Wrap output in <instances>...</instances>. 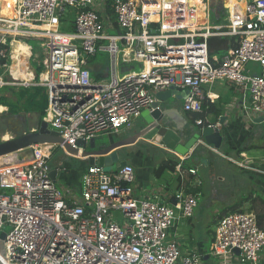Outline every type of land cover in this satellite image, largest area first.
<instances>
[{
  "label": "built area",
  "instance_id": "1",
  "mask_svg": "<svg viewBox=\"0 0 264 264\" xmlns=\"http://www.w3.org/2000/svg\"><path fill=\"white\" fill-rule=\"evenodd\" d=\"M208 1L15 0L11 15L0 4V96L5 88L41 87L42 119L79 152V141L86 145L130 127L155 93L171 85L186 90L185 111L200 113L203 102L213 101L203 86L223 79L247 91L245 118L264 121V0H243L229 29L179 23L182 11L205 19ZM67 12L73 28L61 31ZM210 36H232L235 45L210 56ZM27 38L40 40L45 51L35 69L30 61L37 54ZM15 42L22 43L18 50ZM98 50L111 55L109 80L91 75ZM122 67L128 70L120 73ZM193 123L218 129L201 118ZM55 145L33 144L30 161L0 164V185L11 189L0 192V230L9 227L3 230L6 264H206L202 252L183 250L172 232L189 221L200 198L192 190L201 185L197 170L182 165L189 156L179 157L178 187L163 199L139 193L134 168L126 163L108 172L88 165L79 197L70 200L50 175ZM213 243L208 257H219L220 264H262L264 229L251 211L220 217Z\"/></svg>",
  "mask_w": 264,
  "mask_h": 264
},
{
  "label": "crops",
  "instance_id": "2",
  "mask_svg": "<svg viewBox=\"0 0 264 264\" xmlns=\"http://www.w3.org/2000/svg\"><path fill=\"white\" fill-rule=\"evenodd\" d=\"M195 1L198 3L200 2V0ZM210 1L215 2V0L208 1L207 17H205V19L204 17H199V23L201 19V22H203V24L208 22V25L205 24L204 28L220 27L221 29L225 30L233 27L239 17L236 7L241 6L240 3L243 2V0H221L222 5L220 7L215 6L213 8L210 7ZM233 2L235 5L233 4ZM178 19H181L180 21L178 20L179 22L184 23L186 19H188L187 21H189L191 25H193L194 23V18H192L189 13L184 11L179 14ZM219 19H222L223 22H217V20ZM66 25H69L68 21ZM209 31H211V29H209ZM233 39L234 38L232 36H210L208 38V51L210 56L214 57L218 56V54L220 53L223 54L227 52V50L231 46V42L233 41ZM133 67L136 68L138 66L133 65L130 68ZM126 69H128V67H122L120 68L119 72L122 73ZM92 70L94 71L93 74L99 78H102V75L105 74L102 71L100 72V70H98V68L94 66L91 69V73ZM203 91L209 92V94H211L213 98V101H207L208 103L212 104L213 111L205 114V120L215 124L219 131L222 132L223 142L221 144V148L217 150H215L211 146L201 145L202 143L200 142V144H198L197 146V156L199 159L195 160L194 154L189 159H192L195 163H200V165H204L203 163H205V165L209 167L210 172H214L216 167L214 156L220 155L221 157H223V159L227 160L229 164L235 165V167L237 168L236 172L238 174L242 173L244 177H246V183L243 185V187H245V193L237 188L236 191H239V194L237 196L238 199H234L232 203L227 206V208H224L219 213H216L212 231L214 233L216 222L220 217L228 212L235 210H246L253 212L256 215L257 221L259 222L258 224H260L262 229H264V197H262L264 196V154L261 155L252 152V149L255 148V146H253L251 142L253 138H250L249 129L250 123L254 124L257 122L251 121L249 123V120L245 118L242 112V103L245 102L247 91L236 88L223 79L215 81L211 86H203ZM183 99L184 95L183 97L179 96L178 98L173 97L170 101L164 103L163 107L168 109L170 117L172 118V120H174V124H183L185 122L194 124L192 120L194 112L185 111L183 109ZM140 124V118L138 117L134 120L130 127L121 128L117 133L111 134H113V138L116 139L127 137L133 134L136 129H138V126ZM138 143L123 147L126 149L128 147L124 155H127L131 158H127L125 156L123 157V155L119 153L120 158L127 160V163L131 164L134 168L135 188L139 193H146L152 198L156 197L159 199H163L162 196H169L173 192V190L178 187L176 168H174V170L166 169L162 171L161 174H156L155 169L159 166L161 161L168 159L177 160L180 156L151 142H149V144L152 148L156 149L155 151L147 153L139 152L138 149L137 151H134L133 147L137 146ZM61 149L66 156L72 157L76 161L80 162V165L76 166L65 161V159L63 158H57L53 160V163H51L50 161L51 157L49 159L51 170L55 171L54 182L56 186L64 192L67 199L71 200L79 197L81 174L89 164L84 157L82 158L71 156L67 154L63 148ZM234 152L235 156L232 155V153ZM156 153L159 154L158 157L155 156ZM200 158H204L206 162H202ZM188 160H184L183 163L186 162L185 164L188 167L193 168L191 167L192 164H190V161L188 162ZM246 164H249V167H245L244 165ZM69 166L71 167L69 168ZM194 169L197 170L198 168L195 166ZM198 177L201 180V195L203 181L199 175ZM217 178L223 179L222 176L217 177L215 175H212L210 180L212 184H214V181ZM254 179L256 182L254 181ZM255 190H258L259 193H257ZM214 192H217V190H214ZM227 195L234 196V193L231 190L226 194V196ZM192 217L185 225H182V230L184 235L183 237L186 239L190 238L192 242L195 243L193 241V237L191 236ZM188 224H190V232H188V229L187 234L186 232H184V230ZM172 232H175V228L172 229ZM181 242V248L183 250H187L186 246H184L182 238L180 239V243ZM191 245L193 244L191 243ZM194 247H196L198 251L204 254V260H207L209 258L207 251L208 249H203L202 242H196ZM262 264H264V255L262 258Z\"/></svg>",
  "mask_w": 264,
  "mask_h": 264
},
{
  "label": "rangeland",
  "instance_id": "3",
  "mask_svg": "<svg viewBox=\"0 0 264 264\" xmlns=\"http://www.w3.org/2000/svg\"><path fill=\"white\" fill-rule=\"evenodd\" d=\"M69 11V9H67ZM68 20H71V15L67 12L66 16ZM200 17V16H199ZM217 22H223L222 19L217 20ZM67 23L66 20L61 23L60 25V30L61 31H69L72 30V25H66L64 26L63 24ZM109 32H114V30H109ZM27 41L29 44L32 46V53L37 54V57L35 59H31L30 64L32 68H36L37 63L42 60L44 57L43 53H45L44 48L39 45L40 40H35L33 38H27ZM218 54V56H220ZM41 63V62H40ZM111 64V55L107 50H98L97 54L95 57H93L90 60V68L92 69L93 66L97 67L100 72H104L105 74L102 75V78H99L93 74L92 70V77L94 79L100 80H109L110 75L108 74L107 70L110 67ZM259 70V67L257 68ZM34 88L36 87H28L27 88V94L23 92L22 90L24 88H5L4 89V94L1 96H6L11 103H13L12 106H7V105H0V111L4 110L6 107L7 110L4 111L7 113L6 120L1 119L0 117V140L1 139H7V138H12L14 136H18L24 132H27L31 130L32 128H37L38 127V115L35 111L33 110H28V103H27V98L32 92H34ZM39 88V87H38ZM41 88V87H40ZM42 93H38L36 95L38 100L42 99L43 96V90H41ZM8 120V121H7ZM250 123V122H249ZM249 135L250 138H253L251 140L253 146L255 148L252 149V152L258 153L263 155L264 154V121L257 122V123H250V129H249ZM3 133V134H2ZM113 134H103L99 135L95 138L96 142V147L98 148L101 145L108 144L111 142V140H115L116 138H113ZM221 148V146H220ZM86 149L90 150L89 143L86 144ZM128 149V147H127ZM126 148H121L119 150V153L123 155V157L131 158L128 157L127 155H124L127 151ZM130 149V148H129ZM139 150V152L142 153H147V152H152L155 151V148H152L150 144H148L145 141H140L137 146L133 147L134 151ZM63 150L59 147V145H55L54 148L51 150V163H53V160L57 158H63L65 161L71 163L72 165H80L79 161H76L74 158L66 156L63 152ZM233 156H235V152L232 153ZM156 157L159 156L158 153L155 154ZM216 167L214 172H210L209 167L205 165H200V163H195L193 162L192 159H189L188 162L190 161L191 167H197L198 169V175L202 178V193L200 195V198L198 199V205L194 209V215L192 217V229H191V236L193 237V241L196 242H202L203 249H208V253H210L213 250V222H214V217L216 213L222 211L224 208H227L229 204L232 203L234 199H238L237 196L239 194V191H236L237 188L242 190V192L245 193V187L243 185L246 183V177L242 173L238 174L236 172V167L234 164H229L227 160L223 159L220 155H215L214 156ZM71 166H69L70 168ZM215 175L217 177L222 176L223 179L217 178L214 181V184H212L211 176ZM253 180V178H252ZM255 181V179H254ZM256 182V181H255ZM1 184V183H0ZM3 187L0 185V192L1 193H7L9 194L11 192V189L7 187L6 183H4ZM214 190H217V192H214ZM234 193V196H226L229 191ZM257 193L258 190H255ZM264 197V196H262ZM115 218L119 223L123 222V218L119 213H115ZM190 224H188L185 227L184 232L188 234L190 232L189 228ZM181 224H178L175 233H176V238L179 240L182 238L184 246L186 248H191V246H194L195 243L192 242L190 238H184L183 236V230H182ZM189 229V230H188ZM8 231L9 227L4 226L1 231ZM188 230V232H187ZM190 240V241H189ZM191 243L193 245H191ZM179 244H182L179 243ZM208 247V248H207ZM206 264H220V258L214 255H211L206 261Z\"/></svg>",
  "mask_w": 264,
  "mask_h": 264
},
{
  "label": "water",
  "instance_id": "4",
  "mask_svg": "<svg viewBox=\"0 0 264 264\" xmlns=\"http://www.w3.org/2000/svg\"><path fill=\"white\" fill-rule=\"evenodd\" d=\"M221 0L210 1V7H220ZM128 70V69H126ZM186 90L169 86L165 90L155 93V99L151 104L140 113V122L136 131L120 139L111 140L110 143L96 147L95 139L89 141L90 150L86 149V145L82 141L78 142L83 149L81 152L74 149L63 142L57 132L47 127V122L42 119L38 127L33 131L29 130L18 136L0 140V164L6 167L17 166L26 163L32 158L33 144H58L67 152L84 157L89 165H97L103 167L108 172L113 169L120 168L127 163V160L121 159L119 149L145 141L161 146L178 156H191L196 152L198 144L211 146L215 150L219 149L223 142V134L219 129L211 126H198L188 122L174 124V120L169 115L168 109L163 104L170 101L173 97L178 98L185 96ZM6 112L0 116L6 115ZM262 118H256L255 122H261ZM195 160L198 156L195 155ZM202 162H206L204 158H200ZM51 178L55 180V171L51 170ZM5 232H0V264H6L5 250ZM236 252H238L236 250Z\"/></svg>",
  "mask_w": 264,
  "mask_h": 264
},
{
  "label": "trees",
  "instance_id": "5",
  "mask_svg": "<svg viewBox=\"0 0 264 264\" xmlns=\"http://www.w3.org/2000/svg\"><path fill=\"white\" fill-rule=\"evenodd\" d=\"M69 15H71V20H68L66 18V19H64V21L65 20H66V22L68 21L69 28H70V25H73V13H71ZM201 21H202V19H201ZM65 26H66V23H65ZM71 27L73 28V26H71ZM232 45H235V42L234 41L231 42V46ZM34 89H35L34 92H32V94H30L28 96V98H27V103H28L27 107H28V110L29 111L30 110H33V111H35L37 113V115H38V125H39V123L42 120L43 114H44V109L46 107V95L43 93L42 99L41 100H38L37 97H36V95L38 93H40V92L42 93V91H41L42 88L36 87ZM26 90H27V88H24L22 91L27 94V91ZM0 104L7 105L9 107L13 105V103H11V101H9L6 96H0ZM202 107H203V111L202 112H200V113H194V115L192 117L193 118L192 119L193 121L196 118H201L204 121L205 120V114L208 113V112L213 111V106H212L211 103L203 102ZM197 152H198V150H196V152L193 153V154L194 155H197ZM193 154L191 156L187 157L185 160L187 161L189 158H191L193 156ZM178 161H179V159H177V160H170V159H168V160L161 161L160 164H159V166L155 169L156 174H161L162 171H164L166 169L174 170L175 165L178 163ZM185 163L182 162L183 166L186 167V168H188V166ZM192 190L201 192L200 186L199 187H196V188H192ZM259 226H260V224H259Z\"/></svg>",
  "mask_w": 264,
  "mask_h": 264
},
{
  "label": "bare ground",
  "instance_id": "6",
  "mask_svg": "<svg viewBox=\"0 0 264 264\" xmlns=\"http://www.w3.org/2000/svg\"><path fill=\"white\" fill-rule=\"evenodd\" d=\"M235 1V0H234ZM196 2V1H195ZM197 4H199L198 2H196ZM0 4L1 6H3V9L5 11V13L11 15L12 14V9L14 7V4H15V0H0ZM234 4V2H233ZM235 5V4H234ZM237 10L241 11L242 10V6H239V7H236ZM188 19H186V21L183 23V22H179L180 24L182 25H186V26H194L196 23H199V16L196 17V19L194 18V23L193 25L190 24L189 21H187ZM15 45L17 47L16 50L19 49V45H22V43L20 42H15ZM20 48H22V46H20ZM2 105V104H0ZM5 108V107H4Z\"/></svg>",
  "mask_w": 264,
  "mask_h": 264
},
{
  "label": "flooded vegetation",
  "instance_id": "7",
  "mask_svg": "<svg viewBox=\"0 0 264 264\" xmlns=\"http://www.w3.org/2000/svg\"><path fill=\"white\" fill-rule=\"evenodd\" d=\"M6 117H7V114L6 115H3L2 117H1V119H5L6 120ZM0 129H1V126H0ZM3 134V133H2ZM1 135V134H0Z\"/></svg>",
  "mask_w": 264,
  "mask_h": 264
}]
</instances>
